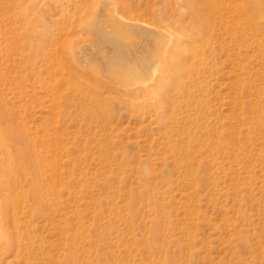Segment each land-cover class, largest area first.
<instances>
[{"label": "rangeland", "instance_id": "1", "mask_svg": "<svg viewBox=\"0 0 264 264\" xmlns=\"http://www.w3.org/2000/svg\"><path fill=\"white\" fill-rule=\"evenodd\" d=\"M212 1L214 12L230 2ZM172 2L0 0L2 102L36 166L32 181L15 176L0 264H264V26L244 33L240 8L254 6L234 0L239 18L224 13L230 26L199 39L191 5ZM106 13L168 25L178 47L164 56L181 61L126 91L138 71L97 29Z\"/></svg>", "mask_w": 264, "mask_h": 264}, {"label": "bare ground", "instance_id": "2", "mask_svg": "<svg viewBox=\"0 0 264 264\" xmlns=\"http://www.w3.org/2000/svg\"><path fill=\"white\" fill-rule=\"evenodd\" d=\"M196 1L199 2L200 0H173L172 4L174 7L175 6L177 7L178 5L182 8L183 6L191 5L189 7L190 13L188 15L187 24L189 25L191 32L194 35H196L197 38L199 39H203V34L205 35V37H210L211 33L213 32V28L215 27L214 21L218 22L217 27H219V29L221 28L226 30L230 26V23L224 21L223 19L224 13L234 12L235 15H237L236 17L239 18V13H238L239 11H236L237 10L236 8L238 6L230 3V2H234V0H229L230 2H228L224 8L219 9L218 6L215 7L216 9L215 12L212 10V7L214 6L213 4L215 3L212 0H207V4L204 6V9L200 5H197ZM247 2L248 5H252L254 7H250V8L248 7L246 9L240 8L241 15H243V18L245 20V23L243 24L242 27V31L246 33L249 32L250 29H252L253 35L254 34L256 35V29L254 28L253 25L257 23L259 24L261 23L264 26V0H247ZM93 4L95 5V3ZM101 4H103L105 7L109 5L108 2H104V1ZM219 5L222 6L221 3ZM116 9L118 11V8ZM223 9L225 12L221 11ZM256 13L260 15L261 17L260 21H256V17H255ZM106 14L111 16V13H106ZM155 15H157V18L160 21L169 20V18H171L170 14H167V12L166 11L164 12L163 10L162 12L159 11ZM203 16H205L204 20H203ZM76 19L79 18L77 17ZM132 20L130 21L128 19L125 18L123 19L120 16L114 15L111 16V19H109L110 25H105V23H101V22L96 23L97 29L101 31L106 32L107 30L105 29L110 28L111 33L115 37H117V41L115 40L116 41L115 44L110 43V45L113 47V49L117 47H121L120 52L123 51L126 53L124 56H127L126 58L130 59L131 62H133L135 71L136 70L138 71V74L132 75L131 79L128 80L129 83L125 84L127 86L126 91H134V88L135 90L143 89V87H145V85H147L148 82L152 80V77L156 73L158 65L165 64L167 62L176 63L181 61V58L173 55V53L168 56H164V52L168 49V45L172 47V52H176L174 49H177L178 47L176 43L170 44L171 42L170 39L173 38L174 34L171 31L167 30V28H169L168 25L163 24V26L160 28L159 31H153L148 25L146 24L142 25L143 23L142 24H140L139 22L136 23ZM75 30L78 31V28ZM137 31L143 34V36L145 37L143 42L140 44L138 43L133 45H125L118 40V38H122L123 36L125 37L126 35L129 36L134 35ZM78 32L76 35H78ZM77 37L79 38L80 36ZM78 38L75 39L69 38L70 39L69 50L67 53L69 52L70 53L69 54L66 53V55L68 56V58L72 59L73 61L74 60L79 61L81 56H83V51L81 46L82 41H80ZM194 42L195 41H193V44ZM188 51L192 60L194 61L195 64L194 68H197L196 71L197 72L202 71L203 64L202 63L199 64L197 62L196 59L197 53L193 45L192 48L189 49ZM183 73H184L183 70L179 72L176 71V74L178 76ZM1 78H3L2 75H0V79ZM137 84H142V86L139 85L140 87L138 86L134 88L131 87ZM2 95L3 94L1 93L0 90V242L5 241L3 238V234H4L3 226L6 227L10 224H13V220H11L12 217L8 216L10 211L7 205V198L15 190L17 185L16 183L21 182L20 180L19 181L16 180L15 176L20 175V179H23V181H28V180L32 181L33 179L32 168L33 166H35L33 165L32 156L31 153L29 152V147H30L29 137L25 132L20 130L18 126V120L14 116L13 112L5 108L7 105L2 102L3 100L1 97ZM12 247L13 244H0V257L4 254V252L8 251Z\"/></svg>", "mask_w": 264, "mask_h": 264}]
</instances>
